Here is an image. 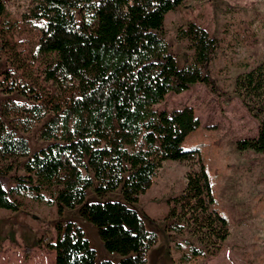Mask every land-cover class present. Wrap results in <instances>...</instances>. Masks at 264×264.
Here are the masks:
<instances>
[{
	"label": "trees",
	"instance_id": "16d2710c",
	"mask_svg": "<svg viewBox=\"0 0 264 264\" xmlns=\"http://www.w3.org/2000/svg\"><path fill=\"white\" fill-rule=\"evenodd\" d=\"M183 2L33 0L20 19L0 0V46L7 62L0 86L25 98L6 100L0 112V208L20 209L10 194L55 206L60 215L78 208L98 228L105 248L122 256L118 263H97L84 230L59 220L56 240L46 243L55 264H146L158 242L144 218L124 202L86 199L89 188L98 195L121 188L127 202L137 203L165 160L198 159V149L183 148L201 127L194 108L154 109L169 93H183L198 82L222 96L211 69L221 39L189 22L177 37L193 51L191 60L180 67L170 49L165 18ZM21 25L35 33L28 52L11 38ZM45 56L51 59H41ZM40 77L56 90L41 86ZM235 87L259 121L257 135L237 141V147L264 153V58L240 74ZM41 123L40 138L48 144L31 153L18 131L30 133ZM20 159H26L23 172L15 173L8 187ZM167 203L168 229L195 237L178 244V264L217 255L230 227L204 164L189 169L183 192Z\"/></svg>",
	"mask_w": 264,
	"mask_h": 264
},
{
	"label": "rangeland",
	"instance_id": "374dc122",
	"mask_svg": "<svg viewBox=\"0 0 264 264\" xmlns=\"http://www.w3.org/2000/svg\"><path fill=\"white\" fill-rule=\"evenodd\" d=\"M3 1L20 19L33 5V0ZM189 22H195L221 39L222 46L211 69L222 89V96L215 95L209 87L198 82L183 93H169L154 109L194 108L201 127L187 137L183 148L198 149L197 161L165 160L153 185L140 195L137 203L127 202L121 188L105 195H98L89 188L86 202L121 201L138 211L147 228L158 237V242L148 252L146 264H178L182 256L178 244L185 245L187 240L195 237L190 232L178 234L168 229L167 201L183 192L187 172L202 163L218 199V208L228 219L230 235L222 242L217 255L191 264H264V153L240 152L237 147V141L257 135L259 121L249 112L235 87L237 77L264 58V0H184L176 10L170 11L164 28L180 67L194 54L188 50L187 42L177 37L178 29ZM11 38L21 41L22 50L28 52L35 33L29 26L21 25ZM48 58L51 56L41 59ZM6 68L0 46V81ZM40 84L47 90H56L42 77ZM8 99L25 100L18 93H4L0 86V112ZM43 123L30 133L18 131L28 139L31 153L48 144L40 138ZM25 161L15 162L17 168L9 173L8 187L14 185L13 175L23 172ZM10 198L20 204V209L0 208V264H55V252L49 250L46 243L56 240L59 220L73 222L84 230L91 247L96 250L97 263L103 260L118 263L121 260L120 254L110 253L105 248L98 228L85 219L78 208H65L60 215L55 206L36 202L28 196L10 194Z\"/></svg>",
	"mask_w": 264,
	"mask_h": 264
}]
</instances>
